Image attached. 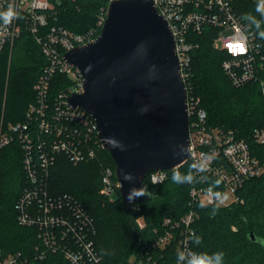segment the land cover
<instances>
[{"label":"built area","instance_id":"1","mask_svg":"<svg viewBox=\"0 0 264 264\" xmlns=\"http://www.w3.org/2000/svg\"><path fill=\"white\" fill-rule=\"evenodd\" d=\"M107 1L93 29L74 33L57 23L59 8L52 0H0V11L12 4L22 17L9 25L0 21V53L22 33L27 32L45 59L42 71L32 87L35 101L29 105L27 112L29 120H38V131L45 135L44 139L38 140L37 158L31 151L32 137L27 132L30 131L29 122L12 125L6 132L0 131V151L13 140L20 139L24 144L26 155L23 169L28 186L15 203L16 221L21 227L35 229L40 244L28 257L19 251L4 252L0 248V264H24L28 259L43 260L50 254H60L68 264L100 263L92 241L94 226L91 218L70 197L51 196L47 183L49 168L56 154H63L71 163L79 164L95 158L96 147L103 149L92 117L80 108L71 109L67 104L72 89L77 93L82 92L83 78L76 67L64 60V55L99 36L107 18L109 4L116 0ZM151 1L158 14L167 22L174 38L180 77L186 90L191 154L176 168L184 164L190 166L195 160L211 158L206 172H193L195 182L189 187L188 212L178 219H164L158 237L151 245L155 249L174 245L173 264H176L177 253L191 249V233L198 219L196 206L218 204L209 196L208 188L220 180L219 186L214 187L213 191L227 196V200L218 205L227 207L242 201L240 191L248 180L264 176V156L254 155L249 144L236 138L232 131L209 126L199 99L190 93V63L194 44L189 35L200 34L208 27L218 29L212 45L215 50L227 55L221 67L231 85L236 88L250 82H259L263 91L264 81L259 74L264 69V54L262 46L245 31L241 19L234 13L232 6L235 0ZM241 41L246 48L244 52L237 47ZM55 76H64L70 85L51 95V81ZM48 115L53 124L46 120ZM252 139L256 145L264 146V126L253 131ZM172 170L148 173L147 184L152 187L163 184ZM116 190L118 182L115 171L106 167L101 174L100 194L111 197Z\"/></svg>","mask_w":264,"mask_h":264},{"label":"trees","instance_id":"2","mask_svg":"<svg viewBox=\"0 0 264 264\" xmlns=\"http://www.w3.org/2000/svg\"><path fill=\"white\" fill-rule=\"evenodd\" d=\"M107 2L52 0L59 8L57 23L74 33L93 29ZM257 4L258 0H235L232 8L245 31L262 46L264 54V39L259 38L250 21L243 19L245 14H251L264 20L255 10ZM217 34L218 29L208 27L200 34L189 35L194 44L190 93L199 99L209 126L232 131L236 138L249 144L254 155L263 157L264 146L256 145L252 139L253 131L264 126L262 87L259 82L238 88L231 85L221 67L227 55L212 45ZM44 64L39 46L27 32L0 53V131L6 132L12 125L29 122L30 131L27 132L32 137L31 151L36 158L38 140L44 139L45 135L38 131V120H29L27 112L35 101L32 87ZM259 75L264 81V69ZM69 85L64 76H55L50 94ZM46 120L53 124L49 115ZM23 145L20 139L13 140L0 151V248L4 252L19 251L28 257L40 243L35 229L21 227L16 221L15 203L28 186L23 169L26 155ZM95 152V158L79 164L71 163L63 154H56L49 168V194L70 197L91 218L94 226L92 241L100 257L99 264H173L174 245L164 249H155L151 245L158 237L164 219H178L188 212L190 184L172 182L170 171L163 184L152 187L147 184L146 176L142 185L148 188L152 197L141 204L124 205L118 190L115 200L100 194L102 170L109 167L115 171V165L105 150L96 147ZM189 167L184 164L179 171L186 173ZM240 195V203L218 206L214 216L211 212L216 206H196L198 219L194 232L203 239L199 246L191 239L190 248L197 252L223 251L224 264H264V176L248 180ZM251 234L255 241L250 240ZM24 264L68 263L60 254H50L43 260L28 259Z\"/></svg>","mask_w":264,"mask_h":264},{"label":"water","instance_id":"3","mask_svg":"<svg viewBox=\"0 0 264 264\" xmlns=\"http://www.w3.org/2000/svg\"><path fill=\"white\" fill-rule=\"evenodd\" d=\"M64 60L83 78L82 92L72 89L67 104L95 121L103 150L115 165L121 202L131 206L149 200L150 192L131 203L126 197L148 173L173 169L188 158L173 156L174 146H189L188 115L167 22L151 0L112 1L99 36L68 51ZM106 138L125 150L113 148ZM122 171L136 179L124 181ZM250 240L255 241L253 234Z\"/></svg>","mask_w":264,"mask_h":264},{"label":"clouds","instance_id":"4","mask_svg":"<svg viewBox=\"0 0 264 264\" xmlns=\"http://www.w3.org/2000/svg\"><path fill=\"white\" fill-rule=\"evenodd\" d=\"M256 12L260 13L262 17H264V0H259V3L256 5ZM19 12L15 10L14 5L9 4L8 8L4 11H0V21L3 22L4 25H9L15 19H21ZM243 19L248 20L257 30L258 36L261 39H264V30H262V23L264 20H258L251 14H245ZM239 51L244 52L246 50L243 42H239L237 44ZM107 143H109L113 148H119L121 151L125 150V146L112 138H106ZM191 154V146H185L183 144H179L174 146L173 148V156L180 157L182 155ZM209 158L195 160L189 167L186 173H181L178 168L173 167L171 180L176 184H193L195 182V177L193 172L204 173L208 170L209 166ZM123 180L127 182H133L136 177L129 172L122 171ZM220 184V180H216L212 186H210L207 190L209 196L217 201L218 204L216 207L212 209L211 215H216L218 212V205L222 204L227 200V196L216 191H213L214 187H218ZM143 196H149L148 188L144 185L137 188L135 186L129 189L126 199L131 203L135 199ZM201 207H205L204 204H201ZM191 239L194 245L199 246L202 243V236L197 235L195 232L191 233ZM103 254V250H102ZM225 253L223 251H217L213 253L208 252H197L192 249H185L177 253V262L176 264H224Z\"/></svg>","mask_w":264,"mask_h":264},{"label":"rangeland","instance_id":"5","mask_svg":"<svg viewBox=\"0 0 264 264\" xmlns=\"http://www.w3.org/2000/svg\"><path fill=\"white\" fill-rule=\"evenodd\" d=\"M258 3H259V0H258ZM220 44H221V42H220ZM11 45H12V44H11ZM263 91H264V84H263ZM117 197H118V196H117V193L114 192V193L111 194V197H110V198H111L112 200H115V199H117ZM139 222H142L141 219L139 220Z\"/></svg>","mask_w":264,"mask_h":264}]
</instances>
